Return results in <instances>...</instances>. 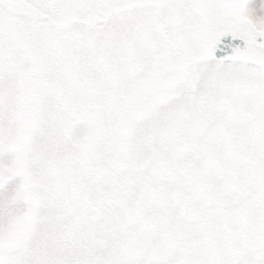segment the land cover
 <instances>
[{
    "label": "snow or ice",
    "instance_id": "snow-or-ice-1",
    "mask_svg": "<svg viewBox=\"0 0 264 264\" xmlns=\"http://www.w3.org/2000/svg\"><path fill=\"white\" fill-rule=\"evenodd\" d=\"M0 264H264V0H0Z\"/></svg>",
    "mask_w": 264,
    "mask_h": 264
},
{
    "label": "rangeland",
    "instance_id": "rangeland-1",
    "mask_svg": "<svg viewBox=\"0 0 264 264\" xmlns=\"http://www.w3.org/2000/svg\"><path fill=\"white\" fill-rule=\"evenodd\" d=\"M7 195H8V193L6 191L0 192V197H6Z\"/></svg>",
    "mask_w": 264,
    "mask_h": 264
}]
</instances>
